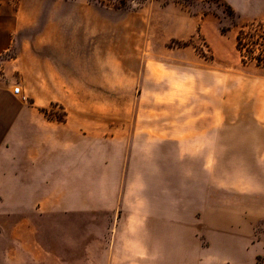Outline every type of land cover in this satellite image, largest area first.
I'll list each match as a JSON object with an SVG mask.
<instances>
[{"label": "crops", "instance_id": "1", "mask_svg": "<svg viewBox=\"0 0 264 264\" xmlns=\"http://www.w3.org/2000/svg\"><path fill=\"white\" fill-rule=\"evenodd\" d=\"M58 1L0 0L4 264H256L236 202L229 216L208 196H264V89L234 93L224 125L125 123L76 106L94 97L93 13ZM223 1L264 21V0Z\"/></svg>", "mask_w": 264, "mask_h": 264}, {"label": "rangeland", "instance_id": "2", "mask_svg": "<svg viewBox=\"0 0 264 264\" xmlns=\"http://www.w3.org/2000/svg\"><path fill=\"white\" fill-rule=\"evenodd\" d=\"M9 1L15 5L19 0ZM70 1L79 9H90L94 19V97L74 100L76 106L108 108L110 116L123 117L120 121L125 123H163L171 116L174 124L207 123L209 117L220 116L224 125L234 93L264 89V66L256 65L262 46H249L250 41H259L264 29L244 27L250 22L232 18L218 0ZM98 10L108 15L97 19ZM240 30L251 35L240 36L244 63L235 47ZM208 200L230 203L229 216L236 202L237 217L245 220V225L237 223L236 230L246 239L248 250L264 255V196L218 187L210 189ZM4 246L8 243L2 238V257ZM4 262L0 258V264Z\"/></svg>", "mask_w": 264, "mask_h": 264}, {"label": "trees", "instance_id": "3", "mask_svg": "<svg viewBox=\"0 0 264 264\" xmlns=\"http://www.w3.org/2000/svg\"><path fill=\"white\" fill-rule=\"evenodd\" d=\"M219 1V5L222 6L226 12L228 13V15H230L232 18H235V13L232 11V9L223 1V0H218ZM178 2V1H176ZM244 27H247L248 29H253V28H262L264 29V23H261V22H250V23H247L245 25H243ZM245 33V34H248L249 37L251 36L250 35V32H243L242 30H240L238 32V34L236 35V49L237 51L240 53V56H241V61L242 63H244V55H243V49H242V44H241V35ZM258 39L259 41H250V44L249 46H255V44H257L259 47L262 46V48H259V54L261 55V57H257V60H256V65H260V66H264V63H260V59L263 58L264 60V30L261 31V35H258ZM248 52L250 53L251 50H248ZM255 261H256V264H264V255H257L255 257Z\"/></svg>", "mask_w": 264, "mask_h": 264}, {"label": "built area", "instance_id": "4", "mask_svg": "<svg viewBox=\"0 0 264 264\" xmlns=\"http://www.w3.org/2000/svg\"><path fill=\"white\" fill-rule=\"evenodd\" d=\"M11 91H12V94H14L15 96H20L21 90H20L19 84H14L12 86V90Z\"/></svg>", "mask_w": 264, "mask_h": 264}]
</instances>
